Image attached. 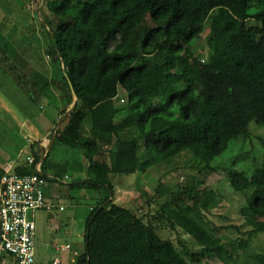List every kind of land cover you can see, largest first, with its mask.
Wrapping results in <instances>:
<instances>
[{"label": "trees", "instance_id": "obj_1", "mask_svg": "<svg viewBox=\"0 0 264 264\" xmlns=\"http://www.w3.org/2000/svg\"><path fill=\"white\" fill-rule=\"evenodd\" d=\"M42 2L51 12L46 16L39 11L49 27L48 70L56 68L58 78L45 71L42 79L38 70L37 79L31 78L35 85L43 82L42 95L61 82L57 108L67 122L46 135L54 132L53 145L81 150L87 160L86 165L80 160L53 164L57 170L71 165L76 173H85L72 188L112 191L113 173L146 172L179 159L200 181L198 173L221 170L213 161L231 140L254 137L251 122L264 125V0ZM203 38L205 51L198 52ZM24 69L28 88L30 69ZM28 89L35 91L34 86ZM75 96L76 106L66 114ZM122 96L127 97L124 103L119 102ZM106 153L109 160L97 159ZM49 155L50 150L39 155L32 144L31 153L11 170L52 180L46 173L52 165ZM9 165L0 164V180ZM226 170L230 187L245 197L240 212L246 223L264 232V163L251 174ZM158 191L157 219L189 234L198 248L191 249L183 239L174 243L161 237L152 221L106 195L88 213L85 247L73 263L208 264L203 262L206 256L233 259L231 246L206 215L218 204L216 191L184 183L170 188L161 182ZM250 257L253 262L247 264H264V252Z\"/></svg>", "mask_w": 264, "mask_h": 264}, {"label": "rangeland", "instance_id": "obj_2", "mask_svg": "<svg viewBox=\"0 0 264 264\" xmlns=\"http://www.w3.org/2000/svg\"><path fill=\"white\" fill-rule=\"evenodd\" d=\"M42 3V0H0V36L3 45V55H0V164L25 159L31 153L32 144H35V150L41 156H45L50 150L48 164H52L46 168V173L53 179L48 181L45 190L53 209H39L35 214L36 264H48L56 258H60L62 264H74L72 259L85 247L83 236L88 213L106 195L144 216L146 222L152 221L161 237L171 239L174 243L183 239L191 249L198 248L189 234L181 233L180 229L172 230L164 221L157 219L158 199H162L158 191L160 182L170 188H174L177 183H184L194 185L197 189H212L218 193L217 206L206 215L218 227L219 236L231 246L230 253L234 260L228 259L224 262L222 259L206 256L203 262L252 263L250 254L264 252V232L256 231L252 225L246 223L240 212L245 197L230 187L226 169L232 167L251 174L257 166L264 163V125L260 126L253 121L250 123V130L254 133L252 139L231 140L228 148L213 161L221 170L209 175L202 172L197 174L200 181L204 180L203 183L195 181V170L179 159L168 167L152 165L146 172L113 173L112 191L104 187L72 188L71 183L80 175L84 177L85 173H76L70 169L73 168L71 165H68L70 168L57 170L53 164L65 163V160H70L71 163L80 160L86 165V158L81 150L72 151V148L59 142L51 145L54 132L51 131L45 136L52 128L62 130L67 122L66 115L59 114L57 108L59 101L56 93L60 90L61 82L54 83V89L48 95H42L40 85L43 82L35 85L32 79L38 75L36 70L42 75V79L45 71L54 80L58 78L56 68L54 71L48 70L51 61L48 54L49 27L41 14L51 16V12L47 4L44 7ZM147 20L151 22L150 15ZM204 42L203 38L202 45L196 51H205ZM24 68L26 71L30 69L27 77H32L33 81L29 82L28 88L34 86L35 91L25 87L27 79ZM246 154V158L235 160L237 156ZM97 159L109 160V157L106 153ZM241 242L249 245L243 247ZM56 245L59 246L58 249ZM67 245L66 248H60Z\"/></svg>", "mask_w": 264, "mask_h": 264}, {"label": "built area", "instance_id": "obj_3", "mask_svg": "<svg viewBox=\"0 0 264 264\" xmlns=\"http://www.w3.org/2000/svg\"><path fill=\"white\" fill-rule=\"evenodd\" d=\"M126 100L125 96L120 98V102ZM42 160L37 164L39 171ZM29 161L33 162V158L29 157ZM12 164L0 180V264H36L35 214L39 209H53L45 195L48 180L39 173L15 174ZM50 264L62 261L56 258Z\"/></svg>", "mask_w": 264, "mask_h": 264}, {"label": "water", "instance_id": "obj_4", "mask_svg": "<svg viewBox=\"0 0 264 264\" xmlns=\"http://www.w3.org/2000/svg\"><path fill=\"white\" fill-rule=\"evenodd\" d=\"M77 101H78V97L75 96V97H74V101H73V103L71 104V107L67 110V113H66V114H70V113L72 112V110H73L74 107L76 106ZM54 140H55V135H54ZM54 140H52V141H54Z\"/></svg>", "mask_w": 264, "mask_h": 264}, {"label": "crops", "instance_id": "obj_5", "mask_svg": "<svg viewBox=\"0 0 264 264\" xmlns=\"http://www.w3.org/2000/svg\"><path fill=\"white\" fill-rule=\"evenodd\" d=\"M45 136H47V135H45ZM53 142H54V141H51V145L53 144ZM49 148H50V147H49ZM80 176H81V175H80ZM80 176H79V177H80ZM45 195H46V198L49 200L50 198L48 197V195H47V193H46V190H45ZM49 201H50V200H49ZM74 259H75V258H74ZM74 259H72V260L74 261Z\"/></svg>", "mask_w": 264, "mask_h": 264}, {"label": "clouds", "instance_id": "obj_6", "mask_svg": "<svg viewBox=\"0 0 264 264\" xmlns=\"http://www.w3.org/2000/svg\"><path fill=\"white\" fill-rule=\"evenodd\" d=\"M121 90H124V89L121 88ZM126 98H127V97H126ZM116 99H118V98L116 97ZM126 101H127V100H126ZM126 101H125V102H126ZM119 102H120V99H119ZM123 103H124V102H123ZM70 107H71V106H70Z\"/></svg>", "mask_w": 264, "mask_h": 264}]
</instances>
